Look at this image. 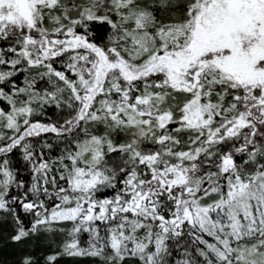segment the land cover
<instances>
[{"label": "snow or ice", "instance_id": "6c2138e0", "mask_svg": "<svg viewBox=\"0 0 264 264\" xmlns=\"http://www.w3.org/2000/svg\"><path fill=\"white\" fill-rule=\"evenodd\" d=\"M0 264H264V0H0Z\"/></svg>", "mask_w": 264, "mask_h": 264}, {"label": "trees", "instance_id": "16d2710c", "mask_svg": "<svg viewBox=\"0 0 264 264\" xmlns=\"http://www.w3.org/2000/svg\"><path fill=\"white\" fill-rule=\"evenodd\" d=\"M6 232V228L0 225V259L2 260H14L19 254L20 250L18 247H5L3 244V234Z\"/></svg>", "mask_w": 264, "mask_h": 264}]
</instances>
